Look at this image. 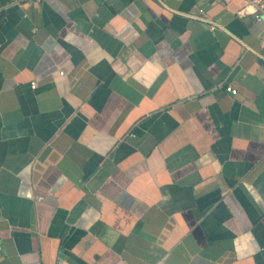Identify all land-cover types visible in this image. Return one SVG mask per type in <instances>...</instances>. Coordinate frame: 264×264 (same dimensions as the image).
<instances>
[{"label":"crops","instance_id":"obj_1","mask_svg":"<svg viewBox=\"0 0 264 264\" xmlns=\"http://www.w3.org/2000/svg\"><path fill=\"white\" fill-rule=\"evenodd\" d=\"M242 4L0 0V264H264Z\"/></svg>","mask_w":264,"mask_h":264},{"label":"built area","instance_id":"obj_2","mask_svg":"<svg viewBox=\"0 0 264 264\" xmlns=\"http://www.w3.org/2000/svg\"><path fill=\"white\" fill-rule=\"evenodd\" d=\"M21 0H6L7 3H19ZM39 1V0H34ZM243 4L236 10L238 15L251 13L255 20H262L264 18V0H242ZM30 86H34V82L30 83ZM226 90L231 93H235L236 89L230 85L225 86Z\"/></svg>","mask_w":264,"mask_h":264}]
</instances>
